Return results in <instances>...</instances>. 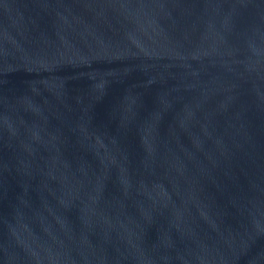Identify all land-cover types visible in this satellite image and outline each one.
<instances>
[{"label":"water","instance_id":"obj_1","mask_svg":"<svg viewBox=\"0 0 264 264\" xmlns=\"http://www.w3.org/2000/svg\"><path fill=\"white\" fill-rule=\"evenodd\" d=\"M0 264H264V0H0Z\"/></svg>","mask_w":264,"mask_h":264}]
</instances>
